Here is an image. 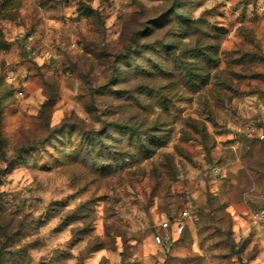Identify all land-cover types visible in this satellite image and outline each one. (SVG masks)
<instances>
[{
	"label": "rangeland",
	"instance_id": "rangeland-1",
	"mask_svg": "<svg viewBox=\"0 0 264 264\" xmlns=\"http://www.w3.org/2000/svg\"><path fill=\"white\" fill-rule=\"evenodd\" d=\"M0 264H264V0H0Z\"/></svg>",
	"mask_w": 264,
	"mask_h": 264
},
{
	"label": "built area",
	"instance_id": "built-area-1",
	"mask_svg": "<svg viewBox=\"0 0 264 264\" xmlns=\"http://www.w3.org/2000/svg\"><path fill=\"white\" fill-rule=\"evenodd\" d=\"M163 225L166 226V227H168V226H169V223H168V222H164ZM177 229H178L179 231H181V230H182V226H179V225H178V226H177ZM156 239H157L158 242L161 241V237L158 236V235L156 236Z\"/></svg>",
	"mask_w": 264,
	"mask_h": 264
}]
</instances>
